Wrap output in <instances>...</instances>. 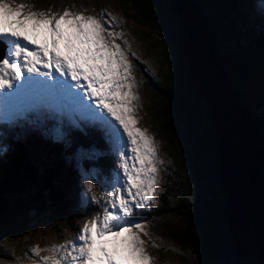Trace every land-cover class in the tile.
Returning a JSON list of instances; mask_svg holds the SVG:
<instances>
[{
    "label": "trees",
    "instance_id": "obj_1",
    "mask_svg": "<svg viewBox=\"0 0 264 264\" xmlns=\"http://www.w3.org/2000/svg\"><path fill=\"white\" fill-rule=\"evenodd\" d=\"M113 1L124 12L134 11L131 18L140 25L170 36L164 42L169 70L161 87L163 133L180 148L185 178L179 182L167 175L155 218L163 219L175 210L181 225L171 227L173 240L181 250L194 255L195 264H264L244 262L236 254L212 110L208 100L195 91L182 51L183 32L175 1ZM198 1L237 96L252 113L264 148V0ZM44 119L43 130L48 138L42 139L32 130L33 138H38L26 146L18 138V124L1 125L0 202L4 208L0 209V242L23 239L44 224L57 223L71 214L82 170L92 164L88 160L82 166L76 162L80 149L102 153L91 166L95 165L110 181L107 170L114 164L112 146L101 128L86 125L83 133L66 128L68 140H57L52 132L56 122L47 116ZM260 175L264 184V157ZM179 188L187 191L180 194ZM170 199H177L175 207ZM146 211L142 212L143 218L148 220L152 215L149 217ZM180 262L188 264L184 257Z\"/></svg>",
    "mask_w": 264,
    "mask_h": 264
},
{
    "label": "snow or ice",
    "instance_id": "obj_2",
    "mask_svg": "<svg viewBox=\"0 0 264 264\" xmlns=\"http://www.w3.org/2000/svg\"><path fill=\"white\" fill-rule=\"evenodd\" d=\"M25 7L0 0V44L6 46L0 57V122L35 123L29 120L30 113L41 120L47 112L59 121L52 132L61 140L62 118L77 128L84 121L103 130L118 158L112 199L104 205L103 216L86 223L76 241L43 250H64L63 254L41 260L43 264H152L142 239L148 233L130 218L153 201L162 162L154 138L137 126L132 65L116 43L123 34L110 31L92 15L66 9L57 18L25 12ZM81 154L102 155L95 150ZM92 188L86 182V193ZM91 201L99 203L96 196ZM41 251L39 246L32 250L36 256Z\"/></svg>",
    "mask_w": 264,
    "mask_h": 264
},
{
    "label": "rangeland",
    "instance_id": "obj_3",
    "mask_svg": "<svg viewBox=\"0 0 264 264\" xmlns=\"http://www.w3.org/2000/svg\"><path fill=\"white\" fill-rule=\"evenodd\" d=\"M7 2L12 7H17L22 3L25 4V12H44L49 16L56 15L57 18L66 9L72 13L92 15L97 19H101V22L110 31L123 34L120 38L116 39V43L121 45L132 65L131 77L134 78L136 85L133 88V92L138 96V100L133 101V105L135 106L134 115L138 120L137 126L141 129H147L148 134L154 138L158 151V160L162 162L158 164L159 171L153 201L149 202L145 208L137 209L135 215L130 219L133 222L142 223L144 230L148 233L147 236L142 235V239L146 241L145 248L148 255L153 258L152 264H182L180 262V258L182 257L186 258L188 264H195L194 255L190 251L181 250L173 240L171 227L177 229L181 225V221L177 219L175 210L168 212L163 219L155 218L154 216V213L159 207V200L162 193L165 191L163 185L167 180V175H171L175 181L179 182H182L185 178L183 173L185 160L179 153L180 148H177L171 143L170 135L163 133V124L165 121L162 115L164 98L161 87L164 76L169 70L164 56V42L170 38L169 34L166 33L164 35V33L153 31L147 26L140 25L135 19L131 18L134 15V11L131 10L130 13L124 12L122 7L117 5L113 0H7ZM262 9V14L264 15V5ZM101 13H103V18H101ZM33 114H29V120L36 121L35 123L26 121L28 122L26 127L23 124L20 125L18 138L24 146L32 142V139V144H34L38 138H33L34 136L30 133L32 130L39 132L38 136L40 138H48L47 132L43 130L45 125L43 118L45 115L49 117V114L45 112L41 120H37L36 114ZM50 119L55 120L58 126L59 121L57 119ZM62 119L63 125H68V128L74 127L73 129L82 133L87 129L86 125L89 127L97 126L81 121L80 127L77 128L69 124L66 117ZM4 123L0 122L1 131H3L1 125ZM63 125L62 128L65 132L64 139L68 140L66 138L67 132ZM245 133L248 137V132ZM248 143L251 146L253 141L249 140ZM258 145L260 146L261 152L262 147L259 141ZM82 151L83 153H90L93 150L87 151L80 149L75 157L76 162L82 166L83 161L88 160L92 164H90L88 170H82L77 185L78 189L76 190L74 202L71 206V214L57 223L44 224L23 239L0 242V264H43L41 257L58 256L63 254L64 251L61 250L60 253H53L52 251H43L44 249H53L59 245L76 241L78 233L86 223H89L98 214L101 217L103 216L104 205L112 199L111 192L118 169V158L111 149L114 164L110 166L109 170L106 169L110 172V174H107L110 176L109 181L106 174L102 175L100 169L95 165L91 166L99 156L89 158L87 155H82ZM248 152L254 153V148H250ZM260 157L261 154L258 155L259 159ZM85 174L87 179L85 178ZM86 182L93 184L90 193H86L85 191ZM178 191L180 194H185L184 191L186 192L187 189L179 188ZM92 196H96L99 203L92 202ZM176 200L170 199V203L174 207L176 206ZM1 202L0 209L2 210L4 206ZM145 210H147L146 212L149 214V217L152 215V218L148 220L143 218L144 214L142 212ZM72 215H74L75 220ZM37 246L42 249L39 256L34 255L32 252Z\"/></svg>",
    "mask_w": 264,
    "mask_h": 264
},
{
    "label": "water",
    "instance_id": "obj_4",
    "mask_svg": "<svg viewBox=\"0 0 264 264\" xmlns=\"http://www.w3.org/2000/svg\"><path fill=\"white\" fill-rule=\"evenodd\" d=\"M174 1L183 32L182 51L195 91L208 100L212 110L221 153V183L228 194L229 224L236 254L244 262L264 263V184L260 175L263 144L252 113L238 98L207 29L208 21L199 1ZM5 47L0 44V57ZM252 147L257 155L248 152Z\"/></svg>",
    "mask_w": 264,
    "mask_h": 264
},
{
    "label": "bare ground",
    "instance_id": "obj_5",
    "mask_svg": "<svg viewBox=\"0 0 264 264\" xmlns=\"http://www.w3.org/2000/svg\"><path fill=\"white\" fill-rule=\"evenodd\" d=\"M257 155V154H256ZM65 263H67V262H65Z\"/></svg>",
    "mask_w": 264,
    "mask_h": 264
}]
</instances>
